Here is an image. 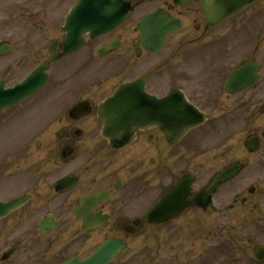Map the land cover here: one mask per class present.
Listing matches in <instances>:
<instances>
[{"label": "flooded vegetation", "instance_id": "1", "mask_svg": "<svg viewBox=\"0 0 264 264\" xmlns=\"http://www.w3.org/2000/svg\"><path fill=\"white\" fill-rule=\"evenodd\" d=\"M124 1L131 6L124 24L101 37L83 35L76 53L65 55L62 26L50 37L46 21L40 51L33 44L23 51L19 63H43L54 44L56 64L73 71L56 66L49 83L60 90L40 96L66 108L0 161L9 198H29L0 224V257L7 256L0 264L85 259L110 238L128 245L112 264H143V241L151 248L145 264H264V1L222 24L208 18V0ZM159 10L181 23L162 45L139 28ZM244 68L240 88L229 93L228 79ZM145 76L150 95L182 90L198 110L188 120L197 124L181 133L173 114L157 113L130 146L115 150L101 134L98 105L120 84ZM82 102L88 107L69 116ZM22 107L10 113L16 118ZM13 120L0 121V130L25 123ZM230 169L240 172L208 196L214 178ZM176 191L166 206L180 211L150 222L149 212Z\"/></svg>", "mask_w": 264, "mask_h": 264}, {"label": "rangeland", "instance_id": "2", "mask_svg": "<svg viewBox=\"0 0 264 264\" xmlns=\"http://www.w3.org/2000/svg\"><path fill=\"white\" fill-rule=\"evenodd\" d=\"M73 2V0H66L63 3L60 0H0V42L2 40L9 39V41H11L16 47V52L12 54L10 58L0 60V79L5 78L8 81V85L12 86L15 83L19 82L24 76L28 74L30 70L34 69L35 66H37L36 64L31 63L25 65H21L19 63V60L24 58L23 51L25 50V47L33 44L35 45L34 49L37 47L35 51H40L39 49L45 43V38L43 39L41 37L40 32L42 30L43 21H46L47 25L50 27L49 28L46 26L44 28V30H50V37L53 33H58L59 26L64 19L63 17L67 9L72 5ZM46 7H48V9H46L43 14L39 13V10L41 11L42 8ZM30 11L35 12V18L32 21H28L24 17L26 16L27 18L30 17L32 19ZM44 14H46V16ZM27 42L30 43L26 44ZM65 66L66 65H60L58 67L64 72L66 70L67 73L73 71V67L71 64H68V69H66L67 67ZM55 68L56 67L54 66L51 70L53 74L60 70L59 68L55 70ZM92 70L93 69H90L89 72H91ZM84 72L87 73V70H84ZM63 89L67 90V87H63L60 92H62ZM58 90L60 89L55 90V88L51 84L45 89L44 92L48 94L51 93V95L54 96V92L56 93ZM40 98L41 97L36 96L28 100L25 103L26 105H23V107L19 109L21 110L19 112L20 115H18V117L16 118L14 113L16 111H13V113H10V111H8L0 117V121H8L13 119L19 120L21 117H26L25 115L28 114L30 116L31 114L34 115V117H32L31 119V122H27L25 126L19 129V131L17 130V132L14 134L13 139L9 140V138H4L3 141L0 142V161H3L5 158L11 157L9 156L10 152H12L14 149V151H16L18 147L20 148L22 146L23 142L29 140L30 136L33 135L34 131L36 130V125L43 123L44 125L50 126V121L56 119L59 116L58 114H60V112H62L66 108L54 106V104L57 103L55 100L58 99H52L53 101H48L46 105L44 100ZM27 107L29 108V110H27ZM24 108H26V112L29 111L27 114L26 112L24 113ZM43 124L41 126H43ZM2 131L3 130H0V136L2 135ZM44 136L46 137L44 139L47 144L52 141V139H54L52 130L47 131ZM23 138L25 139V141H23ZM9 196H11L10 187L0 184V198H6ZM143 244L144 258L142 263L145 264L147 262L145 256H150L151 248L150 244L146 245L144 241ZM124 263V261H121L120 264Z\"/></svg>", "mask_w": 264, "mask_h": 264}, {"label": "water", "instance_id": "3", "mask_svg": "<svg viewBox=\"0 0 264 264\" xmlns=\"http://www.w3.org/2000/svg\"><path fill=\"white\" fill-rule=\"evenodd\" d=\"M90 6L92 9H90L89 17L92 19L90 18L89 24L92 26L91 30L97 33L109 30V28H112L111 26L114 27V25L116 26L123 20L125 7L114 0H94L93 4ZM79 11L83 12L82 7L68 19L67 30L71 33L73 29L76 30L81 27V22L79 21L81 13ZM44 81L43 68H40L27 81L17 86L15 89L4 91L3 87L0 86V110L5 106L20 102L24 98L32 95L44 84ZM128 87L130 89L124 87L119 89L103 106L104 116L106 117L104 118L105 130L113 145L119 143L120 135H122L121 130L125 128L129 129L130 132H127L125 139L123 138L122 144L125 145L130 142L132 138L131 127L137 124V120L139 119L138 113L146 110L143 107L141 109L140 107H135V105L139 103L143 105L152 103L150 100L151 98L145 95H142V99L140 98L141 96H139L138 100L135 94H131V90L135 89V85H130ZM175 102L178 104L185 103L181 97H176ZM124 105H128V107H123ZM16 208L17 202L0 203V219ZM117 246V243L110 242L104 245L98 253L87 262H73L72 264H104L111 252L117 249Z\"/></svg>", "mask_w": 264, "mask_h": 264}]
</instances>
